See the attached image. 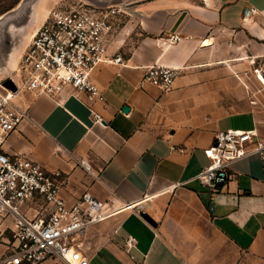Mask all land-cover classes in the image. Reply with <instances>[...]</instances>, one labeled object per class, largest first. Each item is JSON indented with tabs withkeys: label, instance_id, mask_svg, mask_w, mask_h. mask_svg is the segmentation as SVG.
Here are the masks:
<instances>
[{
	"label": "crops",
	"instance_id": "obj_1",
	"mask_svg": "<svg viewBox=\"0 0 264 264\" xmlns=\"http://www.w3.org/2000/svg\"><path fill=\"white\" fill-rule=\"evenodd\" d=\"M128 3L108 41L127 63H101L90 76L105 101L24 92L28 118L5 151L61 170L68 203L86 192L106 203L109 215L81 237L88 264H264V157L232 163L215 192L197 177L217 131L264 137V0ZM49 4H39L24 48ZM153 64L181 69L170 90L140 84ZM12 223H0V256Z\"/></svg>",
	"mask_w": 264,
	"mask_h": 264
},
{
	"label": "built area",
	"instance_id": "obj_2",
	"mask_svg": "<svg viewBox=\"0 0 264 264\" xmlns=\"http://www.w3.org/2000/svg\"><path fill=\"white\" fill-rule=\"evenodd\" d=\"M124 14L122 6L97 7L82 0L51 8L24 49L15 88H8L0 78V223L9 217L13 220L0 264H40L48 258L67 264L89 263L81 237L92 224L109 215L106 203L88 192L68 203L61 195L65 181L61 170H49L29 157L10 155L4 144L28 118L27 107L18 103L24 92L60 99L71 89L90 101H105L90 76L101 63H127L122 54L108 49L109 37ZM181 38L171 35L168 41ZM180 72L179 67L149 65L140 84L170 90ZM92 112L95 122H105L100 113ZM205 151L210 161L197 177L215 192L226 183L232 163L253 154L264 157V137L255 129L219 130ZM31 202L33 205L24 209ZM134 242V237L128 239L129 245Z\"/></svg>",
	"mask_w": 264,
	"mask_h": 264
},
{
	"label": "rangeland",
	"instance_id": "obj_3",
	"mask_svg": "<svg viewBox=\"0 0 264 264\" xmlns=\"http://www.w3.org/2000/svg\"><path fill=\"white\" fill-rule=\"evenodd\" d=\"M33 0H0V78L7 77L18 79V69L20 67L21 56L24 52L23 45L15 50V54L10 59L9 53L12 50L15 40L20 38L17 30L26 22L30 4ZM78 0H41V3L51 2L50 7H57L62 4L73 3ZM84 1V0H82ZM48 5V6H49ZM16 8V10L11 11ZM10 11V12H9ZM31 31H33L31 29ZM31 33L28 35L30 37ZM5 82V81H4ZM15 83V82H14ZM6 84V82L4 83ZM8 88H13L14 84H6Z\"/></svg>",
	"mask_w": 264,
	"mask_h": 264
},
{
	"label": "water",
	"instance_id": "obj_4",
	"mask_svg": "<svg viewBox=\"0 0 264 264\" xmlns=\"http://www.w3.org/2000/svg\"><path fill=\"white\" fill-rule=\"evenodd\" d=\"M84 1L94 6H97V7H107L111 5H119V6H122L124 9H128V4H129L128 3L129 0H84ZM40 3H41V0H33L31 2L29 11L26 17V22L22 24L21 27H18L17 29L20 32V38L18 40H15V42L13 43L12 50L9 53L10 59L15 54V50L20 48L23 45V43L26 41V39L28 38V35L30 34V31L32 29L35 13ZM14 10H16V8L12 9L11 11H14ZM3 16L4 14L0 17V19L3 18ZM2 78L5 79L6 84H9V85L14 84L15 86L14 79L12 77L9 79H7V77H2ZM128 109H129L128 106L124 107L125 111H127Z\"/></svg>",
	"mask_w": 264,
	"mask_h": 264
},
{
	"label": "bare ground",
	"instance_id": "obj_5",
	"mask_svg": "<svg viewBox=\"0 0 264 264\" xmlns=\"http://www.w3.org/2000/svg\"><path fill=\"white\" fill-rule=\"evenodd\" d=\"M34 20H35V18H34Z\"/></svg>",
	"mask_w": 264,
	"mask_h": 264
}]
</instances>
